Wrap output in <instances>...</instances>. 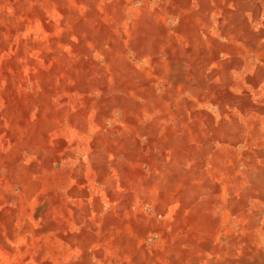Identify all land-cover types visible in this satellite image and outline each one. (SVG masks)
<instances>
[{
	"label": "bare ground",
	"instance_id": "bare-ground-1",
	"mask_svg": "<svg viewBox=\"0 0 264 264\" xmlns=\"http://www.w3.org/2000/svg\"><path fill=\"white\" fill-rule=\"evenodd\" d=\"M0 264H264V0H0Z\"/></svg>",
	"mask_w": 264,
	"mask_h": 264
}]
</instances>
